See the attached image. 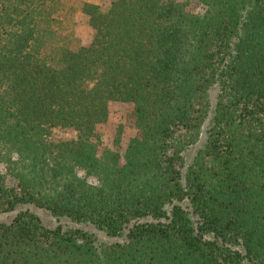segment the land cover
I'll list each match as a JSON object with an SVG mask.
<instances>
[{"label":"trees","instance_id":"trees-1","mask_svg":"<svg viewBox=\"0 0 264 264\" xmlns=\"http://www.w3.org/2000/svg\"><path fill=\"white\" fill-rule=\"evenodd\" d=\"M110 99L131 104L121 151L99 142ZM18 203L125 239L23 208L0 264H264V0H0V211Z\"/></svg>","mask_w":264,"mask_h":264},{"label":"rangeland","instance_id":"rangeland-1","mask_svg":"<svg viewBox=\"0 0 264 264\" xmlns=\"http://www.w3.org/2000/svg\"><path fill=\"white\" fill-rule=\"evenodd\" d=\"M93 1H98V0H93ZM193 5L194 3H191V6ZM74 17L77 22L75 33L81 42H86L90 36L89 28L84 24L83 18L78 11L74 13ZM216 92H217V86L215 84L209 86L208 111L203 121L200 124L198 135L194 140V142L190 143L180 152L182 157V166L180 169L182 180L184 179V172L187 164L190 162L196 149L199 148L205 141L206 128L209 124V118L215 103ZM107 108H108L107 118L105 119L104 122H101L97 125V130L99 133V142L102 146H110V147L117 146L118 149L121 151L128 137L135 133V127L133 124L134 119H133V115L131 114V104L125 101L110 99L107 102ZM118 126H120V133H119V142L116 145L113 142V140H114V134L116 133ZM75 136H76V130L74 128L56 125L51 127L48 138L56 141V140L74 138ZM183 202L186 205L185 201ZM23 208H28L29 210L37 214L38 217L40 218L41 223L47 227H52L59 224L62 228L80 227L82 229L90 231L94 234L95 236L94 241L96 243L111 242L115 240L121 241L125 239L124 233H122L121 235L110 236L107 235L101 229H98L97 227L92 225L91 223L75 222L70 220L68 217L64 215L54 216L47 209L43 207L35 206L32 203H18L17 205H15L13 209L0 211V221H4V222L9 221V219L16 211ZM190 216L194 218V215L191 214V212H190Z\"/></svg>","mask_w":264,"mask_h":264}]
</instances>
